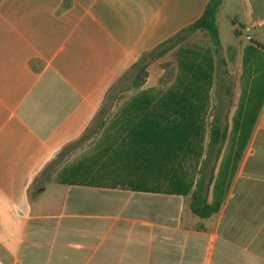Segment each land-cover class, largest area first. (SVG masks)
<instances>
[{
    "label": "crops",
    "instance_id": "0c3cea01",
    "mask_svg": "<svg viewBox=\"0 0 264 264\" xmlns=\"http://www.w3.org/2000/svg\"><path fill=\"white\" fill-rule=\"evenodd\" d=\"M208 1L0 0V264H264V95L258 112L246 107L242 76L245 47L264 45V0H222L216 13L225 65L213 77L218 89L199 93L195 103L201 154L175 144L168 153V161L181 162L189 193L173 190L175 166L167 177L105 166V157L87 167L121 142V123H105L95 148L71 164L79 163L83 182L60 183L58 172L50 178L44 171L90 126L109 88L143 53L198 19ZM221 30L233 38L225 41ZM198 34L167 53L176 58L179 47L198 46L186 45ZM167 94L136 91L119 111L135 96L150 99L137 103V113L153 112ZM213 111L226 136L200 173ZM194 162L197 172H185ZM199 177L216 208L207 217L191 209Z\"/></svg>",
    "mask_w": 264,
    "mask_h": 264
},
{
    "label": "trees",
    "instance_id": "16d2710c",
    "mask_svg": "<svg viewBox=\"0 0 264 264\" xmlns=\"http://www.w3.org/2000/svg\"><path fill=\"white\" fill-rule=\"evenodd\" d=\"M221 2L222 0H209L198 19L151 51L143 53L139 60L131 66L130 69H136L132 83L137 88L144 83L148 74L147 67L152 59L163 56L196 31H201L208 37L209 46L198 45L187 48L179 47L177 49V64L184 73L183 76L177 77V84L174 87L166 90L168 94L158 99L161 107L153 112L149 111L147 114H144L143 110L137 113V103L142 105L144 103L141 102H147L150 99L135 96L130 99L129 107L127 106V108L119 111L112 121L113 123L123 124V129L119 132L124 134L123 139L115 147L104 148L100 154L93 155L87 167H94L98 160L105 157L107 161L105 163L102 161L105 166H120L124 170L131 172L139 168L157 169L159 172H164L165 177H167L168 169L175 166L177 176L170 180L173 190L180 194H187L191 191L192 183L182 178V174L179 173L181 162L176 161L173 163L168 161V153H172V144H175L176 151L186 154L192 153L197 157L201 154L202 147L200 142L203 140V129L200 125L201 123L198 125L200 119L199 106L195 103L201 101L198 97L199 93L207 92L211 89L214 75L218 78L220 74L224 73V71H221V66L225 65V63L219 55L220 38L215 21ZM213 56H217L216 61ZM242 76L247 80L246 87L243 89L245 106L254 107L258 112L259 99L264 95V45L256 44L245 47L242 56ZM115 84L116 82L109 88L104 102L108 100ZM216 89H218L217 82ZM187 93H192L196 96L190 100L187 97H183ZM104 102L93 120L98 119L105 113ZM103 123L102 119L99 120L98 128L103 126ZM146 124L153 128L141 130L142 125ZM188 124L190 129L185 128ZM88 129L82 135H85ZM226 131V127L221 125L220 120L214 114L209 125L206 159L203 162L200 173L206 172L205 165L207 161L210 159L214 160L215 156L221 151ZM189 137L192 143L184 148L183 141ZM138 140L144 141V143L145 140L149 141L153 148L146 146L140 148L137 145ZM62 149L57 155L62 153ZM48 167L49 164L44 171ZM213 170L214 167H211L208 183L211 180ZM79 171V163L75 166H66L58 171L56 180L67 184L83 182ZM204 185L202 177H199L195 189L191 192L193 197L191 209L200 217H207L216 209L207 203L206 196L203 193Z\"/></svg>",
    "mask_w": 264,
    "mask_h": 264
},
{
    "label": "rangeland",
    "instance_id": "374dc122",
    "mask_svg": "<svg viewBox=\"0 0 264 264\" xmlns=\"http://www.w3.org/2000/svg\"><path fill=\"white\" fill-rule=\"evenodd\" d=\"M221 31L225 41H229L233 38L230 34V30ZM190 44H197L201 46L210 45L208 37L205 34L195 35L186 43L188 46H190ZM175 60L176 58L173 52L167 53L160 58L152 59L150 64L154 63V65L152 67L149 66L147 78H145L144 83L137 88L132 83L136 69H128L116 81L114 89L111 91L108 100L104 102L106 110L105 113H103V116L98 117V119L91 122L85 135H81L77 140L64 146L62 153L56 155L53 162L49 163V167L45 171L46 177L49 175L50 178L55 176L58 170L71 165L80 158L83 159L85 154L91 152L99 142L98 140H100V135L102 133L103 127L100 126L98 128V121L102 119L104 122L103 125L105 123L108 124L109 122H112L114 120V116H116L120 109L119 106L126 102L134 92L141 90L160 92L174 87L177 84V77L183 76L184 73L180 70ZM211 90L216 91V84H212ZM214 114L215 113L213 111V113L208 116L210 117L208 126L212 121ZM183 168L185 172L190 174L197 172V164L195 162L187 165L185 164ZM121 169L124 170V168Z\"/></svg>",
    "mask_w": 264,
    "mask_h": 264
}]
</instances>
